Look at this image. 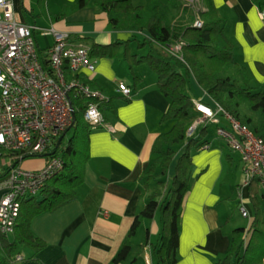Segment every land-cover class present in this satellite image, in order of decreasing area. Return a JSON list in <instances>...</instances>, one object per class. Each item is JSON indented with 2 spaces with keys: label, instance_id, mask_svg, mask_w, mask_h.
<instances>
[{
  "label": "crops",
  "instance_id": "0c3cea01",
  "mask_svg": "<svg viewBox=\"0 0 264 264\" xmlns=\"http://www.w3.org/2000/svg\"><path fill=\"white\" fill-rule=\"evenodd\" d=\"M132 1L147 9L160 2L166 6V20L179 27L185 26L191 15L184 11L185 8L178 10L171 0ZM13 2L16 17L34 26L33 36L41 53L55 42L54 34L46 31L51 28L68 33L72 40L88 37L92 44L100 45L128 41L136 34L112 28L108 13L99 9L95 0H88L83 7L77 5L78 0ZM182 2L185 4L188 0ZM214 2L224 19L225 32L236 43V55L264 89L263 13L252 0ZM201 4L205 8L203 0ZM137 34L140 38L144 36V33ZM137 45L136 41H130L131 53L145 54L146 47ZM114 48L113 55L91 58L95 64L93 71L85 67L77 71L90 87L112 97L114 112L108 111L106 115L114 130L106 126L92 127L90 157L85 165L84 182L77 188V197L31 219V231L43 239L45 245L40 249L22 246L19 253L22 258L15 259L14 264H110L122 248L134 217L147 201L148 192L140 178L155 158L152 153L154 140L171 127L170 123L161 120L170 103L159 90L157 75L150 67L141 62L131 69L124 58L126 44ZM120 83L132 89L129 96H123L119 91ZM195 101L205 102L197 96ZM209 123L215 122L200 123L194 131L198 135L203 127L206 128L205 139L209 141L191 150L192 180L181 215L178 264H217L230 246L236 207L240 211L241 205L247 204L251 209L240 154L217 131L211 136ZM177 150L180 153L183 149ZM175 162L176 159L166 176H156L152 180L153 186L160 178L170 179ZM45 163V158L32 159L27 166L35 169ZM240 164L241 175L240 169H236ZM2 194L0 188V198ZM157 214L141 223L130 239L127 256L119 264H146L142 244L147 228L150 241L157 239L161 221L160 213L157 221ZM151 257L154 264L152 250Z\"/></svg>",
  "mask_w": 264,
  "mask_h": 264
},
{
  "label": "trees",
  "instance_id": "16d2710c",
  "mask_svg": "<svg viewBox=\"0 0 264 264\" xmlns=\"http://www.w3.org/2000/svg\"><path fill=\"white\" fill-rule=\"evenodd\" d=\"M252 1L263 13L264 20V0ZM171 2L178 10L189 8L191 15L185 26L165 23L166 6L160 2H155L151 9H147L142 5H135L132 0H95L99 9L108 13L112 28L130 30L136 34L128 41H116L108 45L92 44L88 37L80 39L88 41L87 44L91 43L88 55L90 60L113 55L115 45L126 44L124 58L129 62L130 68L134 69L136 63H147L157 75L159 90L170 103L161 120L170 123L171 127L154 140L152 153L155 158L149 170L140 178L148 192L147 201L134 217L122 248L110 264H119L125 259L131 247V237L137 233L145 219H152L157 212L161 219L159 235L155 241H150L147 228L142 245L151 246L154 264H178L181 215L185 195L192 180L191 149L201 147L209 141L208 138L205 139L204 127L198 135L187 134L193 121L200 115L195 107L196 97L192 94L191 81L198 84L210 97L208 102L202 103L214 108L219 103L231 116L246 124L255 135L264 138V89L250 69L241 65L234 56L235 41L225 32L224 19L214 0H203L205 8L199 12L204 22L202 27L193 26L195 13L189 2ZM87 3L88 0H78L77 5L83 7ZM137 31L144 33V36L138 37ZM131 40L136 41L139 48L146 47V53H131L128 47ZM180 40L183 41L182 58L167 48ZM41 56L44 60V52ZM66 66L68 79H78L82 84L89 85L77 72H72L67 63ZM70 98L74 107L70 135L67 138L65 135L58 143L61 133L49 144L46 152L37 155L44 157L46 161L60 156L64 160L63 167L48 179L40 191V198L32 195L21 199V208L12 236L0 229V264H14L22 246L40 249L45 245V241L31 231L30 221L36 215L52 211L77 197V188L84 182L85 165L90 157L92 126L84 119L86 107L95 101L99 106L100 102V109L105 113L106 119V113L114 110L111 96L95 100L73 88ZM244 107H248L250 112ZM218 118L220 120L217 128L223 126L230 130V123L222 112H219ZM177 149L183 150L179 153ZM19 155L20 152L14 150H0V159L12 158V164L3 166L0 163V177L13 164L17 165L31 157L25 155L20 160ZM175 159L170 179L160 178L153 186L152 180L156 176H166ZM248 187L253 211L250 225L248 228L237 226L232 230L230 246L217 264H264V185L255 176Z\"/></svg>",
  "mask_w": 264,
  "mask_h": 264
},
{
  "label": "built area",
  "instance_id": "2783aa9c",
  "mask_svg": "<svg viewBox=\"0 0 264 264\" xmlns=\"http://www.w3.org/2000/svg\"><path fill=\"white\" fill-rule=\"evenodd\" d=\"M188 2L195 13L193 26L202 27L204 22L199 15L203 7L202 0ZM33 30V25L16 17L13 0H0V150L20 152V160L25 155H42L58 135L72 126L74 107L70 92L73 88L87 95H100L99 91L83 85L80 80L66 77V63L72 72H77L81 67L89 71L95 69L94 62L88 58L89 44L73 41L68 33L54 28L47 29L54 34L55 42L45 51L43 60L37 50ZM182 46L183 41L180 40L167 48L182 58ZM119 88L126 95L132 92L124 83H120ZM194 103L202 115L195 119L191 130L195 131L197 124L205 119L217 122L218 114L222 112L231 128L219 126L217 133L240 154L245 166V184L248 185L256 176L264 185V138L255 135L219 103H216L215 108L200 101ZM84 118L92 126L102 123L103 116L97 103L89 104ZM8 159V165L12 164V158ZM63 164L64 160L60 156L51 157L41 168L30 169L22 167L21 163L13 164L0 177V188L3 190L0 198V229L3 233L13 232L21 199L40 192ZM240 212L243 216L250 215L244 204ZM144 257L146 264H152L151 247L148 244ZM21 258L19 254L16 256V259Z\"/></svg>",
  "mask_w": 264,
  "mask_h": 264
},
{
  "label": "rangeland",
  "instance_id": "374dc122",
  "mask_svg": "<svg viewBox=\"0 0 264 264\" xmlns=\"http://www.w3.org/2000/svg\"><path fill=\"white\" fill-rule=\"evenodd\" d=\"M204 9V6L202 7V10ZM184 11L185 12H189L190 10H189V8L187 9V8H185L184 9ZM169 20H170V18H169ZM165 23H169V21L168 20H166L165 21ZM137 33H142L141 31H137ZM236 44V43H235ZM236 51H237V49H235L234 48V56L237 58V61L239 62V63H241V65H243V66H245L246 64L244 63V62H242V61H240V59H239V57L236 55ZM142 63H144V65L146 66V67H150L147 63H145V62H142ZM247 66V65H246ZM245 66V67H246ZM248 67V66H247ZM249 68V67H248ZM154 71V70H153ZM155 72V71H154ZM191 87L193 88V96L194 97H200L201 99H203L205 102H208V99H209V96L206 94V93H204V90L198 85V84H196L194 81H191ZM91 88V87H90ZM92 89H94L95 91H99L100 92V95H98V96H91V95H88V96H90V97H93L95 100L97 99H99L100 98V100L101 99H105L106 97H107V95L105 94V93H103L100 89H97V88H92ZM119 91L122 93V95L123 96H129V95H126L120 88H119ZM102 95V96H101ZM91 103H93V102H91ZM95 103H97L96 101H95ZM90 104V103H89ZM98 104V103H97ZM89 106V105H88ZM87 106V107H88ZM87 107H86V109H87ZM195 107H196V109H197V106L195 105ZM101 107H100V102H99V109H100ZM245 108V110L246 111H248V112H250L249 111V108L248 107H244ZM198 110V109H197ZM100 111H101V109H100ZM199 111V110H198ZM200 112V111H199ZM101 113H102V116H103V121H102V123L100 124V125H98V126H106L109 130H111L112 128V130H114V126L113 125H111V124H109V122L107 121V119H106V116L104 115V113L101 111ZM202 115V113L200 112V115H198V116H201ZM85 119V118H84ZM196 120H197V118H196ZM196 120L193 122V123H195L196 122ZM206 120V119H205ZM201 121V123H204V122H206V121H211V120H206V121ZM227 120V119H226ZM228 121V120H227ZM213 122H215V121H213ZM217 122H215V123H209L208 124V128H209V133H210V135L211 136H214L213 134L217 131L216 130V128H215V125H216V127H217V124H216ZM193 125V124H192ZM192 125H191V127H192ZM198 125H200V123H198L197 124V126ZM92 126V125H91ZM98 126H92V127H98ZM196 126V127H197ZM191 127L189 128V130L187 131V134H189V135H193V132H194V130H191ZM218 129V128H217ZM111 130V131H112ZM191 132V133H190ZM63 133V132H62ZM70 133H71V131L69 132H67V134H66V138L70 135ZM218 134V133H217ZM219 135V134H218ZM220 136V135H219ZM216 138V137H215ZM230 145V144H229ZM192 150V149H191ZM234 150V149H233ZM235 152H236V150H234ZM235 152L233 153V155L234 156H236L235 155ZM40 158H44V157H40V156H31V157H28V158H26L22 163H21V166L22 167H25V168H28V166H27V163H30V160H32V159H40ZM0 163L3 165V166H5V165H8V163H9V159L8 158H1L0 159ZM239 163V162H238ZM30 169H33V168H30ZM236 169H240V175H241V171H242V167H241V164L240 165H238V167H236ZM37 197H39L40 198V192H38V193H36L35 194ZM247 205V204H246ZM240 206V205H239ZM250 207H251V203H250V205H249ZM263 206H264V203H263ZM249 210H251L252 211V208L250 209L249 208ZM253 212V211H252ZM159 212H158V214H157V216H156V218H157V221H159ZM251 218H252V213L250 212V215L249 216H243L242 215V213L239 211V208H238V206L236 207V210L234 211V213H233V222L235 223V225H234V227H237V226H245V227H248L249 225H250V221H251ZM160 222V221H159ZM157 235H155L154 237H156Z\"/></svg>",
  "mask_w": 264,
  "mask_h": 264
},
{
  "label": "water",
  "instance_id": "95a60500",
  "mask_svg": "<svg viewBox=\"0 0 264 264\" xmlns=\"http://www.w3.org/2000/svg\"><path fill=\"white\" fill-rule=\"evenodd\" d=\"M72 126H70L69 128H67L65 131H63V133L61 134V136L59 137L58 143L61 142L62 138L67 134V132L70 130Z\"/></svg>",
  "mask_w": 264,
  "mask_h": 264
},
{
  "label": "bare ground",
  "instance_id": "6f19581e",
  "mask_svg": "<svg viewBox=\"0 0 264 264\" xmlns=\"http://www.w3.org/2000/svg\"><path fill=\"white\" fill-rule=\"evenodd\" d=\"M83 85H86V84L83 83ZM81 92H82L83 94H85L83 91H81Z\"/></svg>",
  "mask_w": 264,
  "mask_h": 264
}]
</instances>
